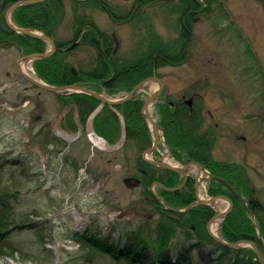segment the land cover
I'll return each mask as SVG.
<instances>
[{
	"label": "rangeland",
	"instance_id": "obj_1",
	"mask_svg": "<svg viewBox=\"0 0 264 264\" xmlns=\"http://www.w3.org/2000/svg\"><path fill=\"white\" fill-rule=\"evenodd\" d=\"M142 1L100 0L99 4L97 1L77 4L73 0H63L62 6L53 2L56 8L51 11L55 26L52 32L56 39L70 41L84 28L82 41L88 30H99L97 46L77 44L62 58L80 71L94 68L99 56H104L103 45H99L103 32L111 37L112 47L115 46L114 33L119 40L113 59L118 69L125 60L135 61L143 56L151 44H170L173 56L184 51L180 61L161 65L154 73L165 82L170 100L183 99V95L185 99L194 98V107L203 108L204 127L210 130V125L218 123L212 161L228 164L236 172L239 169V178L247 180L245 192L252 191L264 207V82L256 73V66H251L247 52L249 44L264 71V0H218L226 9V16L219 10L218 2L212 7L207 0H197V10L190 19L192 27L188 41H184L181 33L182 0ZM11 20L15 22L12 17ZM21 55L23 52L16 44L5 46L0 42V141L3 136L12 144L18 141L19 144L13 146L16 154L20 149L37 154L41 172L38 177L42 184L40 191L27 197V202L35 201V205L44 207L46 191L63 200L62 212L46 208L48 211L43 219L39 218L44 221L47 215L52 221L54 243L50 245L59 258L52 264L84 263L76 252L77 243L66 238L70 231L104 237L107 232L118 235L145 224L151 229L148 234L154 233L160 216L147 192L151 189L156 192V186H146L143 180L141 185H130L126 180L130 177L142 179L139 164L143 149L135 143L137 139L127 137L128 119L123 109L117 108L124 117H116L117 122L97 121V113L99 118L109 113L96 108L98 112L83 123L69 96L65 100L23 78L17 68ZM103 59L110 61L105 56ZM21 67L29 70L27 64ZM30 67L34 70L32 63ZM94 83L85 86L104 90L113 97L123 96L131 89L118 85L108 92L100 81ZM156 85H147L137 96L144 101ZM163 104L167 103L158 102L152 107L157 119L164 116ZM132 125L139 126L137 121ZM93 134L105 145L94 141ZM168 142L173 147L171 141ZM21 143H24L22 147ZM160 150L164 152V148ZM171 160L177 161L173 157ZM236 177L229 176L233 181ZM226 207L225 201L217 205L219 210ZM246 213L264 244L261 228L264 220L261 223L250 212ZM261 215L264 219V210ZM217 225L214 222L211 226L216 228ZM175 229L170 243L177 249L184 237L182 229ZM100 230L103 235L98 232ZM216 231L221 233L219 226ZM27 235L28 232H22L14 234L13 238L26 240L30 237ZM96 257L98 264H136L126 259L112 260L103 252ZM19 262V256H0V264Z\"/></svg>",
	"mask_w": 264,
	"mask_h": 264
},
{
	"label": "trees",
	"instance_id": "obj_2",
	"mask_svg": "<svg viewBox=\"0 0 264 264\" xmlns=\"http://www.w3.org/2000/svg\"><path fill=\"white\" fill-rule=\"evenodd\" d=\"M14 1L0 0V42L5 46L16 44L23 53L44 51L46 48L44 40L27 34H19L6 24L5 11ZM73 1L77 4H85L91 1L100 3V0ZM53 2L62 6L63 0H47L21 5L14 10L13 18L19 25L41 29L54 37L52 29L55 26L52 25L51 11H55L56 6H53ZM181 2L179 10L181 13V33L184 41H188L190 40L192 27L190 19L197 10L198 2L197 0H182ZM216 2H218L219 10L226 13V16L227 12L221 1L207 0V3L211 4L212 7ZM82 25H79V28ZM98 34V29L96 32L88 30L86 38L80 44L97 46L96 36ZM54 38L58 47L68 46L71 43V41L67 42ZM100 39L104 48L103 54L106 58H110L111 62L104 60V56L100 55L94 68L88 71H80L62 58L63 54L71 51V49L57 50L51 56L34 61L37 74L44 81L55 85L78 83L82 85L91 84L92 86L95 84L94 82L100 81L101 86L108 92H112L115 87H119L118 85L120 87L127 85L126 88H132L143 78L152 75L157 67L177 60L180 61L179 59L183 58L184 53L183 51L173 56L170 44H151L152 47L143 56L138 57L135 61L132 59L125 60V64L118 69L116 61L113 62L116 55L109 47L111 37L108 33L103 32ZM247 52L252 61L251 66H256V73L264 82V71L249 44L247 45ZM64 94H58V96L65 100L68 96V98H71L83 123H86L90 114L100 103L97 98L85 93L75 92L67 96H64ZM143 104V99L136 95L133 99L117 106V108L123 109L125 118L128 119L127 137L137 139L135 143L140 149L151 143L147 125L141 115ZM103 111H108L109 114L107 117L99 118V113H97L95 115L97 121L102 120L104 123H112L116 121V117H119L108 105H104ZM194 114L196 113L192 111L190 114L189 110L186 109L182 113L174 110L169 116L175 122L176 129H173L175 136L178 137L181 134L186 139L184 145L183 143L179 144L180 141H177V144L188 153V156L185 157L195 159L206 165L209 164V168L213 173L225 178L236 190L245 195L247 202L254 209L257 219L262 223L264 219L261 212L264 207L260 206L259 198L254 197L252 191L245 192L247 180L244 177L239 178L237 175L240 174L239 169L236 172L237 170L235 171V168L228 164H216L212 161L209 150L210 143L204 141V137L198 135L200 120L196 119ZM135 121L139 124L136 128L132 125ZM171 126L173 125L171 124ZM97 130L99 131L98 128ZM140 133L143 135L140 136ZM171 143L173 144V153L175 152L176 157L182 159V156L176 150L178 146L176 141H171ZM15 144H19L18 141H14L12 144L4 136L0 141V256H19L21 262L18 264H27L28 261L30 264H52L55 259V252L47 244L54 243L53 225L47 215L44 221L42 217L48 211L45 210L46 208H53V212L59 211L63 207V200H58L56 196L46 191L44 192L46 202L44 207L35 205V201H32L31 204L27 202L26 199L31 193L40 191L39 186L42 184L40 177H38L41 174L40 166L37 162V154L34 151L29 150L25 153L20 149L16 154L13 147ZM22 144L24 143L20 144L21 147ZM140 161L139 168L148 173H142V180L146 186H149L153 179H159L169 187H174L180 183L181 178L178 173L171 170H161L143 159H140ZM229 176H237L234 181L238 183H234ZM211 182L212 194L213 192L214 194L225 193L234 202L232 212L224 220L221 227L222 236L231 242L238 239H253L260 242L256 230L253 229L252 224L249 223V219L246 217V212H250L249 206L222 183ZM159 194L172 207L183 208L195 199L194 180L188 181L183 188L177 191H167L159 187ZM147 196L150 199L149 201L153 202L160 216L158 224L154 227L155 232H152V234H148L151 230L150 227L142 224L138 225L139 227L136 229L131 228L125 230V232L122 231L116 236L109 233L107 236L98 237L76 230L70 231L66 235V238L77 243L76 252L80 255V258H83V264H98L96 256L99 252L109 254L111 259L115 261L126 259L136 264H259L254 251L250 247L233 249L213 239L207 230V222L215 211L209 206L197 205L187 211L179 212L166 209L159 199L153 196L151 190L147 192ZM175 228L182 229L184 237L183 243L179 244L177 249L173 248L170 243L171 238L175 236L177 231ZM261 228L264 231V222ZM22 232H28L30 237L26 240L21 238L14 240V234H21ZM121 246H124L122 250H120ZM262 248L264 251V247Z\"/></svg>",
	"mask_w": 264,
	"mask_h": 264
},
{
	"label": "water",
	"instance_id": "obj_3",
	"mask_svg": "<svg viewBox=\"0 0 264 264\" xmlns=\"http://www.w3.org/2000/svg\"><path fill=\"white\" fill-rule=\"evenodd\" d=\"M42 1H45V0H16L7 8L6 13H5L6 23L8 24V26L12 30H14L15 32L20 33V34H27V35H30L32 37H36L38 39L45 40L48 43V48L45 51L31 52V53H28V54L21 56L18 59V62H17L18 71L21 73V75L28 82L40 87L41 89L48 90V91L54 92L56 94L75 93V92L85 93V94H88L90 96H93V97L99 99L103 104L116 106V105L122 104L126 101H129L136 93L141 91L145 85H147L151 81H156L158 83V88L155 91H153L151 94L148 95V97L146 98V100L143 104V107H142V116L146 120V122L149 124V127L152 131V134H153V144L143 151L142 157L144 159H146L148 162H150L156 166H159L161 168L170 169L172 171H175V172L183 175V181L177 187H167L161 183H159V184H161L165 189L171 190V191H174V190L181 188L189 176V170H190L191 166L196 165L199 168V172L203 171L205 174H207V179H213L216 181H220V182L226 184L229 188H231L234 192H236L239 195V193L234 189V187L228 181H226L225 179H223L220 176L212 174L209 170H207L205 168L204 165L200 164L199 162H197L195 160H192L191 162H188L185 165H175V164H172L171 162H168L165 160L157 161V160L151 159L150 157L149 158L147 157V154H151L152 151L157 147L158 142H159L158 141V139H159L158 138L159 137L158 132H159L160 124L154 118V116L151 113V110L149 108L157 101V99L159 98V96L161 94V91L163 90V88L165 86V82L161 78H159L158 76L153 75V76L147 77V78L141 80L140 82H138L126 95L119 97V98H111V97L106 96L102 92L91 89V88L86 87L84 85H80L77 83H70V84H64V85L50 84V83L44 81L39 76H33V75L27 73L21 67V61H24V60L34 61V60L39 59V58L48 57V56L52 55L57 50V45H56L54 39L50 35L46 34L45 32H43L41 30H38V29L32 28V27L16 25L15 23L12 22L11 15H12L13 10L15 8L21 6V5L38 3V2H42ZM79 1H86V0H79ZM114 39L116 41V48H117L119 40L117 39L116 36H114ZM73 46H74V44H72L70 46V48ZM191 101L192 100L189 99L187 102L191 103ZM161 138L163 139L162 135H161ZM199 182H200V179H199V177H197L196 185H195L196 186V200L194 202H192L191 204H189L186 208H184L183 210H180V211L188 210L191 206L197 205V204H208L209 205V204H212V203H214L220 199L226 200L228 202V206L224 210H222V211L216 213L214 216H212V218L209 220V222L207 224V229H208L210 235L216 241L221 243L222 245L228 246L231 248H240V247H244V246H250L253 249L254 253L256 254V257H257L259 263L264 264V253L262 252L260 245L257 242H255L254 240H250V239H238L236 241L230 242V241H227L226 239H224L219 234H217L212 229L211 225L213 224V221L218 220V219L223 220L231 211V209L233 207V203H232L231 199L224 194H218V195L212 196L208 199H202L201 197L198 196ZM127 183L130 185L131 184L132 185L137 184V179L136 178H133V179L129 178V179H127ZM163 203L165 204V206L167 208L171 209V207L167 206V204L164 201H163ZM174 210H176V209H174Z\"/></svg>",
	"mask_w": 264,
	"mask_h": 264
},
{
	"label": "flooded vegetation",
	"instance_id": "obj_4",
	"mask_svg": "<svg viewBox=\"0 0 264 264\" xmlns=\"http://www.w3.org/2000/svg\"><path fill=\"white\" fill-rule=\"evenodd\" d=\"M84 28H81V29H79V31L77 32V33H75V35L73 36V39L72 40H70L71 42H73L75 45H77V44H80V41H81V39L83 38V34H84V32H82V30H83ZM114 36H116V34L114 33L113 35H112V39H114ZM99 40V39H98ZM65 41V40H64ZM67 41V40H66ZM67 42H69V41H67ZM72 43V44H73ZM111 39L109 40V47L111 48L112 47V45H111ZM114 43H115V41H114ZM56 45H57V43H56ZM99 45L102 47V43L101 42H99ZM118 46H119V42H118ZM118 46H117V48H118ZM70 47V45H68V46H64V47H58L57 46V50H67L68 48ZM113 49H112V51L113 52H116V50H117V48H116V43H115V46L114 47H112ZM104 49V48H103ZM104 52V51H103ZM102 52V53H103ZM30 53V52H29ZM55 53V52H54ZM102 55V54H101ZM104 55V54H103ZM105 56V55H104ZM29 72H31L30 71V69L28 70ZM185 96L186 95H183L182 97H183V99H179V100H170V98H169V94L167 93V94H165L164 95V97H163V99H161L159 102H164V100L166 99V105L165 104H163V107H164V110H165V113H164V116H163V118H161V119H159L158 118V120H159V124H160V126H161V128L163 129V134H164V138H163V140H159V141H166V142H168V141H180L179 142V144L180 143H182V141H185L184 139V137H183V135H179L178 137H176L175 136V132H174V130L176 129V127L174 126V120L172 119V118H170L169 116H170V113H172L174 110H177L178 111V113H182V111H185L186 109H188L189 110V112H190V114L192 113V111H193V113L195 112L196 114H194V117L196 118V119H198V120H200V122H199V125H200V127H199V129H198V135L199 136H201V137H204V141H209V143H210V145H209V150H210V156H212L213 157V153H212V148H213V141H215V133H216V129L218 128V123L216 122V123H213V126L212 125H210V130H208L206 127H204L203 125H204V122H205V117L203 116V108L202 107H200V106H198V107H194V98L192 99V101H191V103L189 104L188 102H187V99H185ZM168 112V113H167ZM211 117L212 118H214L213 117V113H211ZM171 124L173 125V126H171ZM147 128H148V130L152 133V131H151V129H150V127H148V125H147ZM174 129V130H173ZM150 136V135H149ZM151 138V137H150ZM169 143V142H168ZM177 143V142H176ZM164 148V152H162L161 150H160V148ZM172 148V147H171ZM172 150L173 149H170L169 151L172 153ZM179 153H180V155L182 156V160H181V163H183V164H186V163H188L189 161H191V160H194V159H191V158H189V157H185V156H188V153L181 147V146H177V149H176ZM175 153V152H174ZM168 154V152H167V150H166V145H165V143L164 144H162V142H160V145H159V148L157 147L156 149H155V151L153 152V156L155 157V158H164V156H166ZM209 154V153H208ZM174 157H176V155L174 156ZM195 161H197V160H195ZM197 162H200V161H197ZM201 163V162H200ZM214 163H216V162H214ZM152 166H154V167H156V168H159V169H161V170H167V169H164V168H160V167H158V166H156V165H154V164H152V163H150ZM204 164V163H203ZM216 164H219V163H216ZM204 166L209 170V171H211V169L209 168V164L208 165H206V164H204ZM193 171L195 172V173H193ZM212 172V171H211ZM142 173H145V174H148L147 173V171H144L143 170V172ZM177 173V172H176ZM193 173V174H192ZM197 173H198V170L196 169V167L195 166H191V168H190V170H189V176H188V178H187V180H186V182L184 183V185L181 187V188H183L185 185H186V183H188V181H190V180H194V193L196 194V186H195V182H196V178H197ZM213 173V172H212ZM179 174V173H178ZM204 176H205V174H204ZM179 177L181 178V181H180V183L183 181V176L181 175V174H179ZM131 179H133V178H131ZM212 180H207L205 183V185H204V187H203V189H202V191H203V193H204V195L205 196H208V195H211L212 194V192H211V189H212V186H211V182ZM159 183H161V184H163V185H165L164 184V182H162L161 180H159V179H153L152 180V182H151V184H150V187L152 186H156V188H157V191H158V189H159V187H163L161 184H159ZM179 183V184H180ZM141 185L142 184V179H138L137 180V184L136 185ZM166 186V185H165ZM167 187H169V186H167ZM181 188H179V189H177V190H180ZM163 189H165L164 187H163ZM166 190V189H165ZM177 190H174V191H177ZM168 191V190H167ZM151 192H152V194H153V196H155V191L153 190V189H151ZM213 194H214V192H213ZM161 196V195H160ZM196 196V195H195ZM156 197V196H155ZM163 197V196H162ZM157 198V197H156ZM157 199H159V198H157ZM159 201H160V199H159ZM161 202V201H160ZM162 203V202H161ZM250 208H252L250 205H249V203L247 202L246 203ZM198 205H206V204H198ZM197 206V205H196ZM207 206H209L210 208H212L214 211H215V213L218 211V208L216 207L217 206V203H214V205L213 204H209V205H207ZM260 206H261V204H260ZM263 206V205H262ZM263 208V207H262ZM253 209V208H252ZM233 210V209H232ZM232 210L230 211V213L232 212ZM254 210V209H253ZM262 210H264V208L262 209ZM214 213V214H215ZM229 213V214H230ZM228 214V215H229ZM228 215L226 216V218L228 217ZM225 218V219H226ZM224 222V221H223Z\"/></svg>",
	"mask_w": 264,
	"mask_h": 264
},
{
	"label": "bare ground",
	"instance_id": "obj_5",
	"mask_svg": "<svg viewBox=\"0 0 264 264\" xmlns=\"http://www.w3.org/2000/svg\"><path fill=\"white\" fill-rule=\"evenodd\" d=\"M27 64V66L29 67V68H31L30 66H31V61L30 60H24V61H21V65L23 66V65H26ZM25 71H27V67H25ZM151 83H153V84H157L156 86H155V89H153V91H155L157 88H158V83L156 82V81H151ZM159 99V98H158ZM158 99H157V101H158ZM146 100V99H145ZM145 100H144V102H145ZM103 107L104 106H102L100 103H99V105L96 107V108H100V109H103ZM149 108H151V110H152V106L151 107H149ZM183 112V111H182ZM168 113V112H167ZM162 128H161V126H160V128H159V131L161 130ZM162 132H163V129L161 130ZM160 131V132H161ZM149 132V131H148ZM160 132H159V140L161 139V134H160ZM161 132V133H162ZM92 134V133H91ZM149 134H150V132H149ZM140 136L141 135H143L142 133H140L139 134ZM144 135H146L145 133H144ZM93 139H94V141H97L98 143H102L103 145H105L103 142H102V140L99 138V137H97L96 135H94L93 134ZM196 169H197V167H196ZM198 170V169H197ZM199 177L200 178H203L204 177V175L202 174V171L199 173Z\"/></svg>",
	"mask_w": 264,
	"mask_h": 264
}]
</instances>
